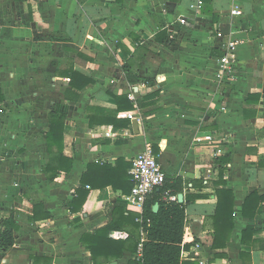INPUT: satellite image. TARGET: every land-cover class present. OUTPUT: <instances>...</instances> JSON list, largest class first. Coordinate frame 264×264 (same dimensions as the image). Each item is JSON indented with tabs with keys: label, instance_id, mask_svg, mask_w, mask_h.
<instances>
[{
	"label": "crops",
	"instance_id": "obj_1",
	"mask_svg": "<svg viewBox=\"0 0 264 264\" xmlns=\"http://www.w3.org/2000/svg\"><path fill=\"white\" fill-rule=\"evenodd\" d=\"M196 1L0 0V236L4 218L13 214L19 223L15 245L0 248V264L138 260V252L125 250L95 262L82 237L109 224L118 202L126 214L138 213L124 200L131 191L112 184L131 181L133 159L147 146L158 151L168 183L182 180V260L264 264V199L256 215L242 213L251 193L264 196V0H204L200 11L192 8ZM234 8L241 13L233 15ZM229 41L237 42L236 66L221 80ZM74 73L82 76L78 84L83 77L93 82L80 91ZM109 90L132 100L133 109L115 119L127 126L90 125L88 107L117 108ZM52 110L67 115L64 155L73 165L51 182L44 168ZM79 188L82 209L71 212L67 204ZM223 190L234 194V228L227 246L214 249ZM39 203L51 216L36 221ZM248 227L256 232L243 244ZM130 229L125 224L111 236L126 239Z\"/></svg>",
	"mask_w": 264,
	"mask_h": 264
},
{
	"label": "trees",
	"instance_id": "obj_2",
	"mask_svg": "<svg viewBox=\"0 0 264 264\" xmlns=\"http://www.w3.org/2000/svg\"><path fill=\"white\" fill-rule=\"evenodd\" d=\"M129 66H125L129 81L133 78L130 73H133L131 69V63ZM74 77V78H73ZM71 78L72 86L83 91L87 85L93 81L90 78H84L83 83L78 84L75 79L80 80V75L74 73ZM137 80L140 78L136 77ZM110 95L117 101V108L114 110L105 108H92L88 107L90 125L100 122H113L116 126H127L129 121L125 122L120 120V123H116L115 119L118 114L133 109V102L127 95H115L112 90H109ZM76 100L79 96L75 97ZM6 96L0 86V114L5 112ZM93 112H97L94 114ZM67 115L58 110H52L50 112V130L47 134L48 151L50 154V161L44 168V172L48 176L49 181H54L62 173H69L72 169L73 159L64 155V131L66 125ZM99 118V119H98ZM123 122V123H122ZM158 155V151L154 150ZM86 184V180L83 179L82 185ZM104 185H109L105 183ZM115 188L122 187L125 193H129L132 189L133 183L127 179L123 182L112 184ZM183 190L182 180L177 178L174 183H168V177L166 176L165 184L155 189V191L149 195L144 204V210L141 214L132 213L126 211V203L118 202L114 207L113 220L96 230L94 234L87 233L82 237L83 243L92 252V257L95 262H98V258L104 256L106 258L118 259L123 255L125 250H130L134 253L138 252L139 243L143 240V248L141 251V257L138 260H133L129 264H190V262L182 260V252L184 247L182 246L184 234H185V204L178 200H165L164 194L169 191L171 194H177ZM81 189H77V196L68 203V207L71 212L80 211L82 209V203L76 207L78 200L80 199ZM264 199V196L258 195V193H251L245 200L242 213L246 217H252L260 211V202ZM159 203L160 207L158 211L153 210V206ZM236 212L234 204V194L232 191L223 190L219 192L218 206L215 215L213 216L215 222V228L211 233L210 244L214 249H219L227 246V243L231 237V233L234 228V214ZM51 214L45 210L43 204H37L34 207V213L31 216L32 219L38 221L43 218H49ZM227 221V223H226ZM3 229L0 236V248L2 250H8L15 245L16 236L15 232L19 229V223L15 219L14 215H9L3 219ZM125 224L131 226V231L126 239H116L111 234L117 230L124 228ZM256 229L248 227L243 231L242 242L247 244L253 242V235ZM142 233L144 235H142ZM226 233V234H224ZM201 239L194 238V241L199 242ZM244 255V254H243Z\"/></svg>",
	"mask_w": 264,
	"mask_h": 264
},
{
	"label": "built area",
	"instance_id": "obj_3",
	"mask_svg": "<svg viewBox=\"0 0 264 264\" xmlns=\"http://www.w3.org/2000/svg\"><path fill=\"white\" fill-rule=\"evenodd\" d=\"M203 5L204 0H197L196 3L192 5V8L200 11ZM240 13L241 10L238 8L232 10L233 15H239ZM182 22H184V19H182ZM236 47V41H229L227 46L224 47L226 54L220 58L219 69L217 72V77L221 80L225 79L227 74L235 69L237 60L235 55ZM128 117L130 119L136 118L132 113H128ZM204 139L211 141L213 137L205 136ZM130 175L133 186L131 192L125 196L124 200L127 202L129 209L135 210L141 214L144 210V204L147 197L151 195L155 189L160 188L165 184L167 174L159 163L153 148L147 146L133 159ZM164 199L176 201L178 200V195L166 191ZM142 235L144 234L142 233ZM143 240L144 238L141 243H139L138 254L140 255L143 248ZM196 245L199 246L198 243Z\"/></svg>",
	"mask_w": 264,
	"mask_h": 264
},
{
	"label": "water",
	"instance_id": "obj_4",
	"mask_svg": "<svg viewBox=\"0 0 264 264\" xmlns=\"http://www.w3.org/2000/svg\"><path fill=\"white\" fill-rule=\"evenodd\" d=\"M132 124H133L134 130L138 133V120L137 119H133ZM178 201L179 202L183 201V194H179ZM159 206H160L159 203H156L154 205V207H153V210L157 211L159 209ZM112 264H117V262H113Z\"/></svg>",
	"mask_w": 264,
	"mask_h": 264
},
{
	"label": "rangeland",
	"instance_id": "obj_5",
	"mask_svg": "<svg viewBox=\"0 0 264 264\" xmlns=\"http://www.w3.org/2000/svg\"><path fill=\"white\" fill-rule=\"evenodd\" d=\"M24 151V150H23ZM3 154V153H2ZM0 157H2V156H0ZM24 171V170H23ZM19 173H21V170H19Z\"/></svg>",
	"mask_w": 264,
	"mask_h": 264
}]
</instances>
